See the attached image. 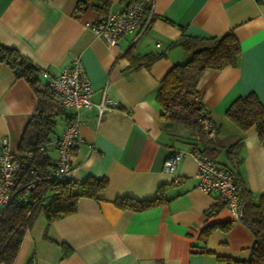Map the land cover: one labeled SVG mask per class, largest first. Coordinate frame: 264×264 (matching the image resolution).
Instances as JSON below:
<instances>
[{
    "label": "crops",
    "instance_id": "1",
    "mask_svg": "<svg viewBox=\"0 0 264 264\" xmlns=\"http://www.w3.org/2000/svg\"><path fill=\"white\" fill-rule=\"evenodd\" d=\"M78 0H0V43L16 48L40 68L43 85L49 76L79 55L97 103L103 90L120 103L100 118L96 107L79 111V141L71 157L70 178L104 177L106 188L96 198L81 196L76 210L48 220L39 213L26 230L12 264H229L217 256L246 260L253 235L234 219L219 195L196 186V164L190 155L176 167L178 180L163 168L172 148L212 147L214 160L233 170L238 190L264 194V142L254 126L240 129L225 116L238 96L254 92L264 105V0H152L150 24L124 33L108 46L86 26L100 19ZM125 0H110L108 11L124 9ZM231 31L240 45L237 65L206 69L197 83L216 130L166 121L156 100L160 79L189 54L173 42L183 35L214 36ZM163 53L149 66L130 61L129 54ZM37 97L23 77L0 62V145L6 137L17 153ZM55 139L72 109L54 101ZM50 162L57 157L47 148ZM162 188L164 201L146 210L117 207L116 197L152 199ZM215 228L206 239L208 225ZM61 243L68 247L63 255ZM231 264H246L231 263Z\"/></svg>",
    "mask_w": 264,
    "mask_h": 264
},
{
    "label": "trees",
    "instance_id": "2",
    "mask_svg": "<svg viewBox=\"0 0 264 264\" xmlns=\"http://www.w3.org/2000/svg\"><path fill=\"white\" fill-rule=\"evenodd\" d=\"M129 3L132 0H125ZM110 0H78V9L85 6L98 10L100 18L107 14ZM180 45L189 58L184 63L171 66L160 79L156 100L161 108L160 115L168 122L184 124L194 128L197 133L210 132L215 124L209 110L202 100L197 83L206 69H219L236 66L240 54V45L235 35L228 31L214 36L183 35L173 42ZM163 53L143 55L129 54L135 64L149 66ZM0 62L13 70L20 67L18 76L23 77L34 91L38 106L29 116L23 128L15 159L19 168L14 174L12 196L9 203L0 210V264H12L18 252L22 238L39 213H44L48 220L65 216L76 210L79 197L96 198L106 188L104 177H88L82 181L69 178L55 179L49 176L53 166L47 155V149H40L41 144L52 139L56 132L58 118L56 112L49 111L54 94L49 87L39 84L40 68L22 55L16 48L0 43ZM57 103V102H56ZM225 116L240 129L254 126L261 142H264V105L254 92L236 97L225 110ZM207 125H204V123ZM215 130L217 128H214ZM204 151L214 162L217 149L212 147L190 146ZM30 152L31 156L24 155ZM220 164V163H219ZM222 165V164H221ZM226 167L225 165H223ZM228 170L232 169L226 167ZM245 198L243 214L240 220L253 235L251 254L246 260L217 256L229 264H264V194L253 197L244 187L238 190ZM26 200H23L24 196ZM164 201L162 188L152 199L138 200L132 197H116L114 204L122 209L146 210ZM230 222L208 225L201 231L206 239L211 230H227ZM63 255L68 254V247L61 243ZM27 264H32L31 259Z\"/></svg>",
    "mask_w": 264,
    "mask_h": 264
},
{
    "label": "built area",
    "instance_id": "3",
    "mask_svg": "<svg viewBox=\"0 0 264 264\" xmlns=\"http://www.w3.org/2000/svg\"><path fill=\"white\" fill-rule=\"evenodd\" d=\"M151 2L132 0L124 9L109 11L99 20L85 24L96 36L102 37L108 46H116L124 33L141 32L150 24ZM40 87H49L58 104L72 109L58 136L40 146L41 150L53 146L57 152L49 176L58 180L69 178L73 148L79 141V111L94 105L100 118L108 110L119 109L120 103L110 97L106 90L102 91L100 100L93 103V88L79 55H72L70 62L49 76ZM24 155L31 156V153L26 151ZM186 155H190L196 164V186L204 192L219 195L233 218L240 219L245 198L238 192L235 173L212 161L204 151L191 147L172 148L163 161L164 170L171 173L175 181L178 180L176 167ZM15 157L16 154L8 147L6 137H3L0 145V210L9 203L12 196L14 174L19 168ZM26 199L25 195L23 200Z\"/></svg>",
    "mask_w": 264,
    "mask_h": 264
},
{
    "label": "water",
    "instance_id": "4",
    "mask_svg": "<svg viewBox=\"0 0 264 264\" xmlns=\"http://www.w3.org/2000/svg\"><path fill=\"white\" fill-rule=\"evenodd\" d=\"M19 70H20V67H16L13 71H14V73H18Z\"/></svg>",
    "mask_w": 264,
    "mask_h": 264
}]
</instances>
